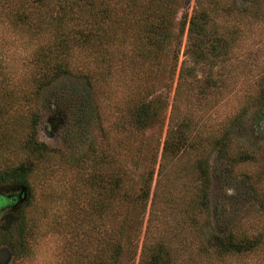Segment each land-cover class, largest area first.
<instances>
[{
  "label": "rangeland",
  "instance_id": "374dc122",
  "mask_svg": "<svg viewBox=\"0 0 264 264\" xmlns=\"http://www.w3.org/2000/svg\"><path fill=\"white\" fill-rule=\"evenodd\" d=\"M188 1L162 49L148 48L136 15L119 28L112 17L104 64L85 46L50 60L30 0H0V169L34 163L29 187L0 183L27 189L0 209V264H112L115 211L125 226L117 264H138L157 245L170 253L163 264H264V0ZM139 100L153 112L140 129ZM169 123L186 142L161 158ZM117 163L132 171L131 195L152 174L145 208L98 210L89 181L98 169L109 180ZM227 236L255 245L227 248Z\"/></svg>",
  "mask_w": 264,
  "mask_h": 264
},
{
  "label": "trees",
  "instance_id": "16d2710c",
  "mask_svg": "<svg viewBox=\"0 0 264 264\" xmlns=\"http://www.w3.org/2000/svg\"><path fill=\"white\" fill-rule=\"evenodd\" d=\"M30 0L31 8L30 13L33 14L32 18L35 31H44V35L48 34L49 38L44 45L45 56L52 60L56 54L61 55L62 59H67V56L78 47H87L89 51H97L96 57L101 61L107 63L109 57L106 53V34L110 28V20L115 18L116 27L122 26L124 14L132 13L136 15L134 20H139L143 28L145 43L149 46H157L159 49L163 48L165 41L168 37L169 24L171 19L176 13V8L182 5H187L188 0L177 4L176 0ZM120 3V5H119ZM119 5V6H118ZM20 9V8H19ZM21 12H23L21 10ZM28 12V13H29ZM20 14V13H19ZM204 17L208 20L209 16L206 11L202 12ZM30 16V15H29ZM196 15H192L188 19V32L192 33L196 26ZM28 19L26 13L21 20ZM30 19V18H29ZM187 17L185 15L183 20V27L186 23ZM221 38L217 36V40ZM162 47V48H161ZM150 51L149 49L147 50ZM57 64V63H56ZM55 64L57 73L66 69L64 63ZM176 62H174L172 71L175 70ZM181 71L179 73V76ZM150 101L139 100L134 105L133 122L137 128H142L150 123L153 117V112L150 110ZM170 121V120H169ZM184 133L178 132L177 128H173L169 123L166 130L165 139L163 142L162 156L164 154L172 155L177 149H180L186 142ZM32 150L37 153L44 152L48 146L44 142L32 140L29 143ZM34 163L29 160L28 162H20L15 165L7 166L0 169V183H12L14 185L29 187V173L33 169ZM111 177L106 180L103 169L94 171V175L89 182L95 188H99V198L97 208L100 213L105 209L115 208L118 209L126 201L142 202L143 207L147 204L148 195L152 182V174L147 178L144 177L142 184L139 186V193L131 195L129 187H134L130 184L128 179L132 171L128 166H123L122 163H117L111 168ZM131 172V173H130ZM140 202V203H141ZM132 212L129 211V216ZM116 225H114V235L108 240L111 248L112 264L118 263V258L121 251L122 229H124L123 221L120 219L121 213L115 211ZM24 218L19 223L18 235L24 237L25 230ZM122 237V238H121ZM227 248L232 247L235 250H247L254 247V242L251 240L236 242L232 240L231 236H227L225 240ZM147 254V256H146ZM142 255L138 264H163L169 262L170 253L162 246L157 245L150 247L147 253ZM149 256V257H148ZM148 257V258H147ZM97 264H108L104 259L99 260Z\"/></svg>",
  "mask_w": 264,
  "mask_h": 264
},
{
  "label": "water",
  "instance_id": "95a60500",
  "mask_svg": "<svg viewBox=\"0 0 264 264\" xmlns=\"http://www.w3.org/2000/svg\"><path fill=\"white\" fill-rule=\"evenodd\" d=\"M27 196V189L20 188L16 192L8 193L0 191V209L2 207H15L20 201Z\"/></svg>",
  "mask_w": 264,
  "mask_h": 264
}]
</instances>
